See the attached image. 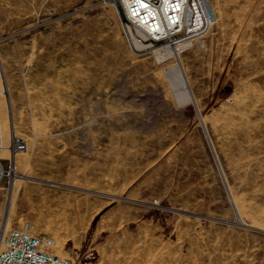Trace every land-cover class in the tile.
I'll return each mask as SVG.
<instances>
[{
    "label": "rangeland",
    "instance_id": "374dc122",
    "mask_svg": "<svg viewBox=\"0 0 264 264\" xmlns=\"http://www.w3.org/2000/svg\"><path fill=\"white\" fill-rule=\"evenodd\" d=\"M211 2L140 44L106 0H0V222L87 264H264V0Z\"/></svg>",
    "mask_w": 264,
    "mask_h": 264
},
{
    "label": "built area",
    "instance_id": "2783aa9c",
    "mask_svg": "<svg viewBox=\"0 0 264 264\" xmlns=\"http://www.w3.org/2000/svg\"><path fill=\"white\" fill-rule=\"evenodd\" d=\"M125 14L123 30L133 43L180 42L207 32L217 17L211 0H106ZM3 146L0 127V148ZM11 151L27 148L26 140L14 133ZM15 172L14 160L0 157V183H9ZM54 241L45 236L0 222V264H87L53 251Z\"/></svg>",
    "mask_w": 264,
    "mask_h": 264
},
{
    "label": "bare ground",
    "instance_id": "6f19581e",
    "mask_svg": "<svg viewBox=\"0 0 264 264\" xmlns=\"http://www.w3.org/2000/svg\"><path fill=\"white\" fill-rule=\"evenodd\" d=\"M249 20V19H248ZM253 21V20H252ZM192 44V42H191V39L190 40H188V41H186V42H183V43H179V44H177L176 46H175V49H177V51H180V50H182L183 48H185V47H188V46H190ZM154 51L156 52V54H158V56H160V57H162V56H165V55H168V54H171L172 52H173V48L172 47H170L168 44H166V45H162V46H160V47H157V48H155L154 49ZM2 138H3V136H2ZM3 148V147H2ZM1 149V148H0ZM12 159L14 160V164H15V160H16V155L15 154H13L12 155ZM17 161V160H16ZM15 173V172H14ZM14 175H16V177H19V178H23L24 177V175H19V174H14ZM13 178V177H12ZM16 182V181H15ZM16 192V187L14 186L13 187V189L10 191V196H11V198H12V196H14V193ZM9 207H10V205H9ZM8 207V208H9ZM12 208V207H11ZM10 222V221H9ZM83 224V223H82ZM8 225V224H7ZM21 228H23V229H26L25 227H21ZM83 228V227H82ZM74 235V234H73Z\"/></svg>",
    "mask_w": 264,
    "mask_h": 264
}]
</instances>
